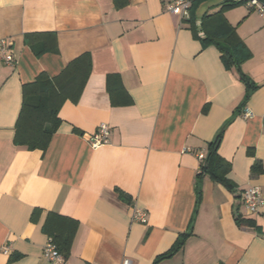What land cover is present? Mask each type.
Wrapping results in <instances>:
<instances>
[{"label":"crops","instance_id":"crops-1","mask_svg":"<svg viewBox=\"0 0 264 264\" xmlns=\"http://www.w3.org/2000/svg\"><path fill=\"white\" fill-rule=\"evenodd\" d=\"M196 1L198 37L191 11H167L172 0H0V264H53L44 257L50 213L78 223L65 264H154L184 233L183 247L157 264H264V201L249 214L242 199L258 188L264 200V17L248 7L235 26L234 10L224 13L252 54L241 65L257 86L248 93L201 40L203 17L226 0ZM46 33L58 52L38 58L25 36ZM85 55V87L62 105L47 150L15 145L23 86ZM226 124L218 153L238 195L206 176L198 202V154L206 160ZM101 125L109 143L93 147ZM136 209L145 223L133 220ZM236 215L257 229L240 228Z\"/></svg>","mask_w":264,"mask_h":264},{"label":"trees","instance_id":"trees-1","mask_svg":"<svg viewBox=\"0 0 264 264\" xmlns=\"http://www.w3.org/2000/svg\"><path fill=\"white\" fill-rule=\"evenodd\" d=\"M129 0H114L117 8L128 5ZM264 1V0H262ZM244 3L231 2L226 0L221 9L214 14H207L202 19L201 38L204 47L213 45L221 53V60L227 70L235 71L239 79L246 85L248 93L257 86L242 71L245 62L251 59L252 54L245 43L237 34L236 28L232 26L224 13L243 5ZM198 1L191 9L192 18L190 20L191 29L195 37L197 29L194 25L193 13ZM25 44L28 45L36 56L46 53H57V39L54 34H28L25 36ZM91 71V61L85 55L73 61L61 74L54 78L42 73L36 81L23 86V104L15 126L14 143L18 146H27L30 150L46 151L52 136L57 132L61 124L59 112L62 105L71 100L78 102L84 85ZM226 124L218 133L216 139L209 144V154L202 164L201 174L196 178V194L198 202L202 196L203 179L209 176L211 179L222 184L236 196L233 183L228 178L231 165L225 161L218 153V147L223 137ZM262 169L260 165L254 164L253 173H258ZM125 201L127 200L122 196ZM35 216V213H34ZM236 223L240 228L257 229L253 220H248L240 215H236ZM78 223L69 218L61 217L50 213L45 221L44 231L56 246L63 259L67 260L73 244ZM190 233L180 235L173 248L166 254L158 257L154 264L176 254L184 245L185 239Z\"/></svg>","mask_w":264,"mask_h":264},{"label":"built area","instance_id":"built-area-1","mask_svg":"<svg viewBox=\"0 0 264 264\" xmlns=\"http://www.w3.org/2000/svg\"><path fill=\"white\" fill-rule=\"evenodd\" d=\"M196 0H172L170 4L167 5V11L174 15L179 16L183 19L190 18L191 8ZM231 2L250 4L261 17H264V1L262 0H229ZM3 59L6 63H14V56L9 47L5 43L2 44ZM246 117L252 116L250 110H246ZM110 128L106 125H101L96 131L95 135L91 136L90 143L93 147H99L109 143ZM198 159L203 164L205 161V156L202 153L198 154ZM242 199L246 211L249 214H257L263 204V196L258 188H249L245 190L242 194ZM133 220L145 223L147 221V212L141 209H136L133 215ZM6 253L10 251L9 248H5ZM44 257L53 264H65V260L62 255L58 252L56 246L50 240L44 248ZM122 264H132L130 259H125Z\"/></svg>","mask_w":264,"mask_h":264},{"label":"rangeland","instance_id":"rangeland-1","mask_svg":"<svg viewBox=\"0 0 264 264\" xmlns=\"http://www.w3.org/2000/svg\"><path fill=\"white\" fill-rule=\"evenodd\" d=\"M250 7V4H243L239 7H236L232 10H234V13L232 15V19H233V23L235 24V26L239 25L240 21H243V14L245 13V11L247 12V8ZM252 13L256 14V16L258 17V14L255 11H252Z\"/></svg>","mask_w":264,"mask_h":264}]
</instances>
